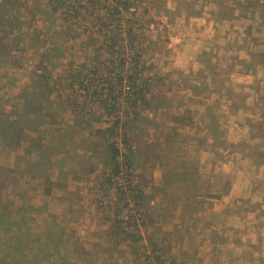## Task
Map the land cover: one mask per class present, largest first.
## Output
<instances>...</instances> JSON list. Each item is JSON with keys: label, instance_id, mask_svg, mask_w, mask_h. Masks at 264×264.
Instances as JSON below:
<instances>
[{"label": "rangeland", "instance_id": "374dc122", "mask_svg": "<svg viewBox=\"0 0 264 264\" xmlns=\"http://www.w3.org/2000/svg\"><path fill=\"white\" fill-rule=\"evenodd\" d=\"M208 1L139 0V4L134 12L130 10L118 17L121 20L120 25L115 28H123L128 25L135 28V36L139 43L136 47L137 51L135 50L136 52L134 51V54L136 53L135 58L140 61V64H144L142 73L140 74L142 76L146 75V77L152 76L150 86L152 93L163 94L164 96L159 109H150L148 111L146 109L144 111L143 109H138V111H135L138 112V116L135 117L133 115L134 127L130 132L133 136V143L131 144L134 146L133 151L130 153V161H132L133 169L130 171V174L134 177L135 183L133 182V184H138L142 192L143 189L144 192L148 191V188H146L147 176L155 175L156 178H159V175L163 174V171L162 169L147 168L140 161L138 163L133 162V159L137 160L140 157L144 159L145 156V153L142 155L139 154V157L135 156V152H138L136 151L137 142L142 141L146 144V150L157 152L154 156L158 160L157 163H159V160L164 158L162 150L165 149V146L162 142H169L172 139L177 142L182 140L186 142L189 138L186 136H190L186 134L187 130H184L180 123L167 121L170 117V112L168 111L170 110L168 106L170 101L167 98H173L171 105L177 114H179V111H177L178 108L183 110L184 106H186V101L188 100L185 96L188 92L184 90L189 86V80L183 75L181 68L192 65H195V69L198 68L196 64H193V61L195 58H198L196 51L200 50L203 45L200 35L201 31L206 30V36L208 35L207 37L211 38L208 39L210 41L206 45L210 49L206 54L213 56L214 63H211L212 66L210 69L212 71H214L217 65L222 66L228 64L227 58L221 54L223 51L220 53V56H216L218 53L217 48L222 50L227 49L226 39L228 36L236 32L244 40L243 35L247 37V34L251 36L259 33L264 34L262 33L264 32L263 27L261 31L258 26H255L256 29L258 28L256 31H249L248 29H243V26H239L236 22L222 27L220 25V28L218 26H212L210 21H213V17L217 15V12L221 16H229V18L232 15H230V9L229 11L225 9L224 3L217 10V8H212ZM4 3L5 7L2 10L0 9V18L2 16L5 18L4 25L0 26V41L5 45L8 55L5 56V61L0 59V93L13 94L12 91H20L21 86L30 89L32 87L31 78L35 76L34 73L38 72L36 70L39 56L41 53L46 52V54H49V61L52 62V65H49L48 60H44V65L47 68V82L54 84L53 89L50 87L51 102L56 105L53 107L54 110L57 109L58 104H60V107L71 109V103L75 104V111L79 110L77 106L83 98V92L79 91L77 86H73L74 92H71L70 87H67L68 82L66 80L67 78L77 76L78 72L81 73V77L91 79L88 82L90 83L91 90L95 89L97 93H102L104 98H108V85H105L102 77L100 78L99 75L94 74L96 71L93 69L99 66L97 63H95L96 65L92 64L90 60V56L94 53V46L101 47L102 45L101 39L96 35V27H94L97 25L94 24L95 22L90 14L85 15V17L83 16L74 26V28L80 31V37L65 40L58 34L67 25L59 19L57 13H53L50 10L47 1L6 0ZM110 5L112 6L111 3ZM104 10V7L99 9L100 13H103ZM199 17L204 18L206 24H203ZM78 25L79 27H77ZM107 26L112 28L109 24ZM243 40L239 41L241 42L239 45H243ZM249 43L252 44V48L256 47V43L253 40H249ZM118 44L119 50L112 57L108 56V52H106L108 50L102 45L103 47L99 51L101 54V57L98 59L99 68H102L101 64L103 62L106 64L108 60L119 62L120 59L123 60V58L128 59L132 57L126 53L128 51H125V44H123L121 38H119ZM214 48H216V51L213 54L212 51ZM186 52L188 54L187 56ZM83 63H86L85 68L80 67V64ZM88 64L91 65L88 66ZM187 71L191 72L190 69ZM100 73L103 74L101 71ZM23 83H28V87H25ZM75 84L77 85V83ZM189 89L191 93L195 92V89ZM197 92L199 93L198 96L201 97L202 93L199 90ZM4 96L6 95H0V112L3 113L4 111L8 117L9 115H19L22 112L23 105L16 106L14 99L12 100L10 98L12 95H9L7 99ZM11 102L15 105L16 112H14L12 104V108L7 110H4L5 108L3 109V105L5 106ZM99 106L100 104L98 103L92 104V107L95 108V115L97 116V113L100 112L101 117L99 120L90 123L91 128L83 126V131L76 130V132H67L66 137L77 133L80 140L84 139L81 144L86 148H92L93 139L90 137L92 132L96 133L98 129L107 126L106 120L108 118ZM60 107L58 106V112H62L59 110ZM188 110L189 112L183 116L184 121L182 122H186L189 127H194L195 122H192L191 119L195 115V112L190 109ZM42 121L43 119H39V121L35 120L34 122L38 124ZM33 124H29V126ZM72 128L77 129L74 126ZM65 129L67 130L66 127ZM72 137V140L67 141L69 147L76 146L72 143L75 136ZM142 137H146L147 139H142ZM77 141L78 138H76ZM148 143L150 145H147ZM141 147L142 149L144 148V146ZM103 148L105 146L102 144V149H97L98 156L100 157L105 154ZM107 154L108 152L106 151V156ZM184 158L190 166H195V163L190 161L188 157ZM153 162L154 160L151 155V165H153ZM154 164L156 163L154 162ZM108 170V167L104 168L102 166L98 168L96 174L101 173L100 175L103 180L106 178ZM93 175L94 173L91 176ZM171 176H174V174H171ZM189 180L193 182L189 184H180L177 182L172 186L166 185V188L173 194L187 193L188 195H192L197 192L198 194L205 195L206 180L202 177L196 178L191 172ZM156 182L157 184L155 186L152 185V188H150V195L144 194L145 205L141 208L142 211L153 215L155 224L150 225L149 228L140 226L141 240L134 243L127 240L116 241L111 235L115 218L114 214L116 213L115 206L118 211L117 218H123L126 216L127 209L134 207L131 199L125 198L119 201L117 207L114 199L115 194L109 190V198L107 197V200H94L93 196L90 197V194H94V191L89 190V185L86 184L84 187L86 200L84 202L79 203L76 200L79 197L77 194L73 196L69 195L73 200L68 199L70 203L73 202L77 206L76 209L74 208L77 212L74 213L75 217H72L71 221L75 222V218H77L76 221L79 220L78 224L75 222L74 224L76 226L74 227L63 228L62 230L60 228L56 229V238L54 239L61 252L44 250L43 253L42 251L39 253V249L28 250V247L23 245V243L21 244L22 241H25L27 243H33L34 246L44 248L47 247L48 242L49 244L52 243V241L47 240L48 235L46 236V232H42L41 235L36 237V231L40 228H35L30 225L31 227L27 230L26 228H21V233L17 234L16 238L12 241L10 240L9 243L13 247L16 246L15 244H17L18 248L25 247V250H22L25 259L22 261L14 258L12 260H4L0 255V264H15L18 261H21L19 264H56L54 259H63L65 253H73V250L78 248L77 246H70V249L64 247V241L62 243L60 242L61 240H65L66 236L72 237L69 243H75V245L81 244L80 242L82 244L89 243V240L92 239L98 240V243L93 245L94 252L93 250L88 251L93 257L91 258V255L86 254L87 262L89 261L88 264H139L138 260L136 261V257L143 260V255L148 254V250L145 248V237L147 236H152L153 240L161 245V247H159L160 245L158 246L161 251H158L157 254L161 256L164 264H264V243L258 239V234L255 233L257 228H202L199 226V218L194 216L186 218L183 223L180 220L179 214L176 212L179 203L168 200V198L165 199L163 194L165 186L160 185L161 182L159 180ZM147 196H150V198L146 199ZM154 196L156 197L154 203H149V200ZM27 202L28 200H25V197H23V203L27 204ZM203 202L204 204L209 203L206 200ZM125 204L128 205L126 206ZM186 206H189L187 209L190 211L195 209L193 202ZM24 212L25 210L22 211V213ZM59 221L58 219V224ZM203 222L205 221L202 220L201 223ZM6 234H0V240L7 239L6 242L8 243L9 235ZM31 235H34V237H31ZM90 235L91 237L89 238ZM79 239L81 240L79 241ZM2 245L4 244L0 241L1 249ZM134 250L136 253L133 252ZM32 252L34 253L32 254ZM0 254H2L1 251ZM46 257L49 258V261L43 259ZM71 258L75 260L73 254ZM59 262L61 261L59 260Z\"/></svg>", "mask_w": 264, "mask_h": 264}, {"label": "crops", "instance_id": "0c3cea01", "mask_svg": "<svg viewBox=\"0 0 264 264\" xmlns=\"http://www.w3.org/2000/svg\"><path fill=\"white\" fill-rule=\"evenodd\" d=\"M221 1L209 0L208 3L217 10L224 3L225 9L228 11L230 9L232 16L231 18L221 16L217 12L213 21H210L212 26L220 28V25L222 27L236 22L249 31H256L258 28L261 31L262 27L264 29V0ZM199 19L206 24L204 18L199 17ZM255 26L258 28L256 29ZM200 35L203 45L199 52L196 51L198 58L193 61L198 68L195 69V65L181 68V72L189 80L188 87L195 89V92L191 93L186 87L184 91L188 93L185 97L189 102L186 101L183 110L178 108L179 114L172 108L173 98H167L170 101L168 104L170 117L167 121L180 123L183 129L187 130L186 134L190 135H185L189 137L188 140L177 142L172 139L169 142H162L165 146L162 150L164 158L160 159L159 163L154 156L157 152L146 150V144L139 141L135 156L139 157V154L144 153L145 156L144 159L143 157L133 159V162L140 161L147 168L162 169L163 174L159 175V178L155 175L146 178L143 175L148 179L146 181L148 191L145 193L150 195V188L159 180L160 185L165 186L163 189L165 199L179 203L176 212L183 223L186 218L194 216L199 218V226L202 228H257L255 233L264 243L262 236L264 235V34L259 33L254 36L247 34V37L243 35L245 41L236 32L228 36L227 49L217 48L218 53L216 52V56L223 54L228 64L217 65L214 71L210 70L211 63H214L213 56L206 54L210 50L206 45L211 38L206 36V30H202ZM240 40H243V45H239ZM249 40H253L256 47L252 48ZM215 51L216 48L212 53L214 54ZM189 69L191 72L187 71ZM28 83L23 84L28 87ZM25 89L21 86L20 91L14 92V90L13 94L0 93V95H6L5 99L12 95L10 98L14 99L15 105L22 106L23 101L19 94ZM196 90L202 93L201 97ZM51 99L50 94L49 103H43L42 112L37 114L27 113L24 116L21 112L19 115L8 117L3 111L7 121H19V131L23 135L16 145L3 144L0 136V186L2 187L0 209H3V211L1 209V217L4 216L0 219V234L9 235L8 243L7 239L0 240L4 244L2 249L0 248L2 253L0 255L4 260L25 259L22 252L25 247L18 248L17 244L13 247L9 243L21 233V228L27 230L31 226L40 228L36 231V237L46 232L47 240L52 243L48 242L47 247L44 248L25 241L21 244L28 247V250L39 249V253L41 251L43 253L44 250L61 252L54 239L56 229L71 228L78 224L77 218H75L76 224L71 221V218L75 217L74 213L77 211L74 208L76 209L77 206L73 202L70 203L73 199L69 195L77 194L79 197L76 200L79 203L84 202L86 184L89 185V190L94 191V194H90L94 200L109 198L106 180H102L101 173L96 174L98 168L108 166L109 154L106 156L108 149L106 150L105 138L101 137L99 132H92L90 135L93 139V142L90 140L92 148H86L81 144L84 139L80 140L77 133L66 137L67 132L83 131V126L91 128L90 123L85 116L60 107V104L58 106L62 112L57 111L58 106L54 110L53 107L56 105ZM11 104L13 105V102L3 105V109L12 108ZM15 105H13L14 112H16ZM188 109L195 112L191 119L195 122L194 127L182 122L183 116L189 112ZM39 119L43 121L35 124L34 121ZM29 124L33 125L29 126ZM72 126L77 129H71ZM72 136L78 138L76 142L74 137L72 142L75 147H69L67 143L68 140L73 139ZM142 139L147 138L142 137ZM102 144L105 146L103 148L105 154L100 157L98 150L102 149ZM182 154L194 162L195 166H190ZM151 155L156 164L153 162L151 165ZM190 172L196 178L202 177L207 181L206 196L197 192L192 195L173 194L166 188V185L172 186L177 182L180 184L193 182L189 180ZM93 173L94 175L91 176ZM23 197L28 200L27 204L23 203ZM149 198L150 196H147L146 199ZM155 200L154 196L149 203H154ZM204 200L209 203L204 204ZM192 202L195 209L190 211L187 209L189 206L186 205ZM58 219L61 221L59 224ZM202 220L205 222L201 223ZM71 238L66 236V239L61 240L60 243L64 241V247L68 249L70 246L78 248L74 249V247L73 253H65L63 259L57 258L54 262L88 264L86 254L93 250V245L98 243V240L92 239L89 243L80 242L81 244L75 245L69 243ZM72 254L75 260L71 258ZM89 255L93 257L92 254ZM43 259L49 261L47 257Z\"/></svg>", "mask_w": 264, "mask_h": 264}, {"label": "trees", "instance_id": "16d2710c", "mask_svg": "<svg viewBox=\"0 0 264 264\" xmlns=\"http://www.w3.org/2000/svg\"><path fill=\"white\" fill-rule=\"evenodd\" d=\"M6 1V0H5ZM0 2V9L2 10L4 2ZM48 7L53 13L59 15L65 26L60 32L59 36L66 39H76L80 36V31L74 26L77 21L83 16L90 14L94 20L96 27V35L101 39V43L106 47L108 56L112 57L114 53L119 50L118 43L121 38L123 44H125L126 53L132 57L123 58L116 62L114 60H108L105 64H101L102 68H99L98 59L101 57L100 50L102 45L94 46V53L90 56L92 64L97 63L99 67L94 68L96 72L94 74L102 77V81L105 85H108V98H104L102 93H97L95 89H90V80L88 77H81V73L78 72L77 76L67 78V87L71 92H74L73 86H77L79 91H82L83 98L78 104V109L75 111V104L71 103V111L83 115L88 119V123H93L100 119V112L95 115V108L92 107L93 103L100 104L99 108L107 116V126L105 128L98 129L97 132L101 134V137L105 138V146L108 149L109 160L107 167L109 168L108 174L105 178L108 190L113 191L115 194V205L118 202L129 198L131 199L134 207L128 208L126 216L123 218H117L118 211L115 206V218L112 225L111 235L116 241L127 240L131 243L141 240L142 235L140 232V226L147 228L148 226L155 224L153 215L142 211L141 208L145 205L144 189L143 192L139 188L138 184H133L134 177L130 174L132 171V161H130V153L133 151L134 146L131 144L133 136L130 133L134 127V116H138V109H158L161 106L163 100V94L152 93L151 83L152 76H142L143 65L137 60L136 53L134 51L137 47V37L135 36V28L128 25L123 28H115L120 25L121 14L127 13L130 10L133 12L139 4V0H45ZM112 4V6L110 5ZM105 8L103 13H100L99 9ZM4 17L0 18V26L4 25ZM107 24L111 25L109 28ZM79 27V25L77 26ZM6 37V36H5ZM122 47V46H121ZM135 51V52H136ZM8 55L6 47L0 41V59H6ZM138 56V55H137ZM49 54L43 52L39 56L37 63V73L31 78L32 87L30 89L23 90L19 97L23 101L22 114L24 116L27 113L37 114L42 112V104L49 102V96L54 84L47 82V68L44 65L48 60L49 65L52 62L49 61ZM82 68L86 67V63L80 64ZM91 64H88L90 66ZM96 65V64H95ZM141 69V71H140ZM103 74H99V72ZM118 72V74H116ZM49 74V73H48ZM103 82V84H104ZM77 83V85L75 84ZM102 83V82H101ZM51 87V89H50ZM76 89V90H77ZM75 90V91H76ZM134 115V116H133ZM91 116V117H90ZM96 116V117H95ZM90 117V118H88ZM7 116L0 112V136L3 144H18L21 140V132L19 131V121H7ZM107 134V135H106ZM121 145L124 151H120L118 146ZM135 183V182H134ZM1 192V186H0ZM126 206L128 204H125ZM2 209V208H1ZM0 209V219L1 211ZM5 214V212H3ZM128 227V228H126ZM130 229V230H129ZM148 254L143 255V260L136 257L139 264H164L161 256L157 253L161 251L157 244L153 240L152 236L145 237ZM160 245V246H159ZM159 246V247H158ZM136 253V251H133ZM157 254V255H156ZM141 261V262H139ZM21 261L15 262L19 264ZM10 264V263H9ZM13 264V263H11Z\"/></svg>", "mask_w": 264, "mask_h": 264}, {"label": "built area", "instance_id": "2783aa9c", "mask_svg": "<svg viewBox=\"0 0 264 264\" xmlns=\"http://www.w3.org/2000/svg\"><path fill=\"white\" fill-rule=\"evenodd\" d=\"M118 148L120 149L121 152L124 151L123 147H121V145H119Z\"/></svg>", "mask_w": 264, "mask_h": 264}]
</instances>
